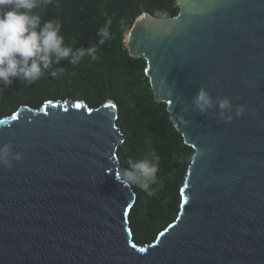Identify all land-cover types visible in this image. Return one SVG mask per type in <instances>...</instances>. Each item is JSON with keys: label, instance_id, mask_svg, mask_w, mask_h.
Wrapping results in <instances>:
<instances>
[{"label": "water", "instance_id": "95a60500", "mask_svg": "<svg viewBox=\"0 0 264 264\" xmlns=\"http://www.w3.org/2000/svg\"><path fill=\"white\" fill-rule=\"evenodd\" d=\"M175 2L164 25L144 11L125 43L193 149L176 219L136 241L115 99L24 104L0 118V145L23 153L0 165V264H264V0ZM201 88L204 112L193 103Z\"/></svg>", "mask_w": 264, "mask_h": 264}, {"label": "trees", "instance_id": "16d2710c", "mask_svg": "<svg viewBox=\"0 0 264 264\" xmlns=\"http://www.w3.org/2000/svg\"><path fill=\"white\" fill-rule=\"evenodd\" d=\"M38 11L42 22L59 20L65 44L75 48L97 47V60L85 56L73 66L62 59L44 70L40 80L29 85L13 77L11 85L0 83V118L15 112L21 105L39 108L48 100H85L98 107L113 98L119 105L118 124L125 136L119 147L120 171L128 160L143 159L152 151L160 157L158 182L150 185L149 196L138 187L136 204L130 220L136 241H154L173 222L180 211V187L191 163L193 149L173 126L165 103L155 100L146 61L132 57L126 47V34L144 11L172 17L179 8L175 0H51ZM112 19V38L99 45L98 29ZM123 22V23H121ZM54 59V58H53ZM64 68L53 77L52 70ZM150 158V157H149Z\"/></svg>", "mask_w": 264, "mask_h": 264}, {"label": "clouds", "instance_id": "9594fccd", "mask_svg": "<svg viewBox=\"0 0 264 264\" xmlns=\"http://www.w3.org/2000/svg\"><path fill=\"white\" fill-rule=\"evenodd\" d=\"M49 3L51 0H0V83L3 85H11L13 77L31 85L41 79L45 69H49L53 63L58 64L62 59L68 60L73 66L78 65L85 56L93 61L97 60L95 45L87 49H74L65 44L59 20H46L41 23L42 16L34 10H42ZM158 15H162L160 21L162 25L170 21L163 19L167 13ZM111 24L112 19L109 18L98 29L97 34L101 37L99 45L112 38ZM164 31L165 34L170 33L172 25L168 24ZM64 71V68L52 70L51 75L58 77L63 75ZM193 103L197 109L204 112L211 107L212 101L208 92L201 88ZM219 108L231 111L229 100L227 98L221 100ZM244 113L245 108L241 105L235 115L242 116ZM169 118L176 119L173 111ZM232 119V116L225 117L226 122H231ZM0 123L3 121L0 120ZM22 159L23 153L14 152L11 142L0 145V165L11 168L13 161ZM159 163L160 157L154 151L143 159H129L128 167L119 174V180L124 186L138 187L152 196L155 189L150 185L158 182Z\"/></svg>", "mask_w": 264, "mask_h": 264}, {"label": "snow or ice", "instance_id": "6c2138e0", "mask_svg": "<svg viewBox=\"0 0 264 264\" xmlns=\"http://www.w3.org/2000/svg\"><path fill=\"white\" fill-rule=\"evenodd\" d=\"M141 251H143V249H141Z\"/></svg>", "mask_w": 264, "mask_h": 264}]
</instances>
